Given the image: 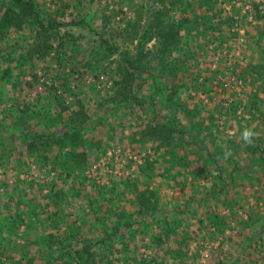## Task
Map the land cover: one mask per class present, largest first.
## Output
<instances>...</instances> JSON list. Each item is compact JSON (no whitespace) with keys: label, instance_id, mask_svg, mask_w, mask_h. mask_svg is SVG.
Instances as JSON below:
<instances>
[{"label":"rangeland","instance_id":"1","mask_svg":"<svg viewBox=\"0 0 264 264\" xmlns=\"http://www.w3.org/2000/svg\"><path fill=\"white\" fill-rule=\"evenodd\" d=\"M34 1L45 20L57 14L59 27L53 30L57 36L49 39L51 49L41 57L27 55L41 42L32 25L0 37V264H44L48 252L58 254L72 244L92 241L99 228L115 223H133L138 247L133 255L142 264H151L152 257V264H264V0H212L210 5L182 0L173 6L170 0ZM165 6L172 9L166 11ZM160 11L170 19L198 22L191 32L182 29L189 38L181 49L162 56L152 36L143 53L155 69L156 83L187 81V89L179 94L188 104V116L178 117L189 132L191 123L199 121V130L211 119L217 126L198 135L205 139L206 150L199 151L191 141L185 147L171 145L165 154L154 151L150 142L134 141V131L152 121L153 113L145 103L126 107L122 91H113L123 51L137 56L139 35L153 18L168 19ZM215 12L219 15L212 18ZM80 17L83 24H75ZM226 17L233 19L230 25ZM204 19L214 27L204 30ZM105 43L117 47V52L110 54ZM6 44L14 47L12 54L2 50ZM163 57L165 62L178 59L177 78L161 76ZM6 67L12 70L8 82L2 79L7 78ZM149 78L138 81L143 80L130 95H150ZM65 81L75 95L65 94ZM53 82L62 95L61 106L76 111L78 99L89 116L88 162L64 179L58 173L61 166L53 161L56 145L48 151L51 163L37 164L18 141V131H11L16 136L12 146L2 127L23 105L27 107L23 126L29 133L67 129L69 113L60 111L59 97L50 89ZM252 94L262 99L254 100L257 114L250 109ZM238 124L258 133L260 151L234 152L230 147L227 159L224 151L215 162L203 159L225 146ZM66 149L62 147L63 152ZM171 150L188 156L174 162ZM60 156L61 163L65 156L62 152ZM145 157L157 161L149 174L142 175L138 165ZM144 186L156 192L157 211L140 207L137 194ZM51 189L61 192L59 206L49 200ZM162 219L167 227L159 223ZM171 228L174 233L160 247L151 242ZM75 231V238L68 236ZM114 236L118 242L119 234ZM118 248L97 245L94 250L116 261Z\"/></svg>","mask_w":264,"mask_h":264},{"label":"trees","instance_id":"2","mask_svg":"<svg viewBox=\"0 0 264 264\" xmlns=\"http://www.w3.org/2000/svg\"><path fill=\"white\" fill-rule=\"evenodd\" d=\"M199 1L200 5L205 3H208L209 5L213 4L212 0ZM181 2L182 0H170L168 1V4L173 6L176 5V3ZM165 8L166 11L172 9V7L169 9V6H165ZM166 11H160V13H163L167 16L168 19L166 21L161 17H154L146 27V31L139 35V50L137 52V56H130L131 54L129 52L123 51L122 57L124 63L122 68H120L119 72L117 73L120 79L114 80L113 82V91L116 94H119L120 90L122 91L120 98L122 102L126 104V107L131 108L135 105L141 106L145 103L147 105V109L151 110L153 113L152 121L145 123L142 127H139L137 131H134L136 136L133 138L134 141L143 143L150 142L151 148L154 149V151L162 150L165 154L167 152V148H169L171 145H173L172 147H175L176 145L185 147L186 144H189L192 141L194 143L192 146L198 148L199 151H201L204 150L206 145L205 139L199 140V136L201 137V135H205V131H209L211 128H216L217 126L213 125V120L211 119L209 122L210 125H208L209 127L204 126L201 130H199V126L202 125L201 121H199L196 123H191L192 126L190 127V130L193 129V131L189 132L187 126L184 127L180 123V119L178 117V114L188 116V104L180 100L179 94L182 88H184V90L187 89V81L177 80L168 84L166 79H163L159 84L156 83L154 81L156 74L153 75V71H155V69L152 67L151 63L145 60L146 55L143 53L145 42L152 36L156 37L159 47L158 50L162 56H165V54L173 49H181V44L185 41L186 42L184 44H188L187 39L189 37L187 34H185V32L182 33V29H186V31L191 32L195 28L194 24H198V22H196L197 20L192 21L190 18L177 20L173 17L170 19ZM217 12L212 14V18L219 15ZM56 15L57 14L48 19L46 18V20L45 18H42L40 15V10L34 0H0V37H5L10 32L17 33L25 25H32L36 31V38L41 42L36 48L33 47V49H29L27 55H30V58H32V55L34 54H36L37 57H41L44 55V52L51 49V43H49V39L51 37L53 38L54 36H57V32L53 31L59 27V22L55 19ZM204 20L205 24L202 25L204 30L214 27V25L208 19ZM226 21L228 22L226 25H230L233 22V19L231 17H226ZM74 23L83 24V19L80 17L79 21H74ZM182 37L185 38L184 41H182ZM105 44V47L110 54L117 52V47L109 45L108 43ZM2 50L9 54H12L15 51L14 47L10 44L4 45ZM18 56L21 57L20 53ZM177 62L178 59L174 61L166 60L165 62L164 57L161 58L159 62L160 71L163 72L161 76L163 77V74H166L170 75L172 78H177ZM87 64L89 65V62H87ZM171 70H173V73L166 72ZM3 71H5V74H7L5 75V77H7L10 76L12 70H10L9 67H6L3 69ZM147 77H150L149 79L151 80V83L148 87V91L151 92V94L148 95V93L143 94L140 92L135 96L130 95L131 90H134L135 88L138 90L143 80L141 82L138 81H140L142 78L146 79ZM2 79L8 82L10 78L7 77ZM54 84L55 82H53V85L50 86V89H52L54 91L53 93L59 97L57 104L61 106V104H63L61 102L62 95L58 93L57 86ZM63 91L65 94L75 95L74 91L67 85L66 81L64 83ZM252 95L254 99L252 100L250 109L253 110V114H257L256 112L259 109L257 107V103L254 102V100H259L261 98L258 97L259 95L257 94ZM76 101V111H72L69 109V107L67 108L64 105L60 107L61 112L67 111L69 113L66 116V123L69 125L67 129L62 131L56 130L57 133L55 131L37 135L33 133L31 134L27 129H24L25 127L23 125L26 118L24 113L26 112L27 107L23 105L19 106L16 110V113L10 116V120L2 125V127H4V129L8 132V137L10 138L9 143L13 146V141H15L16 136L11 131L17 130L19 133L18 141L25 144L27 155L31 156L33 162L41 165L51 163L50 154L48 151L53 145H56V152L52 154L54 156L53 161L57 165L61 166L58 168V173L61 172L63 174V179L70 177L74 170L79 171L83 169L88 162L86 150L89 144H91L90 139L86 137V132L89 129V116L86 114V108L83 106L80 100L76 99ZM126 101H128V103H126ZM59 117H57V119ZM246 125L247 124H238V131L235 133V136L225 142V147L229 149L231 147L232 151L234 152L239 148H244V150L248 153H256L260 151V145L258 141L259 137H255L254 143L251 146H246L240 139L242 131L247 127ZM25 138L29 139L25 141ZM64 146H66L67 149L63 152L62 147ZM220 148L221 149H213L212 152H208L203 159H211L213 162L217 161V157L220 158L224 151L223 147ZM206 149L208 148H205V150ZM60 152H62V155L65 156L64 161L61 163L60 160L62 159H60ZM170 155L174 162L177 161V157L185 161L188 156L187 154H181L178 156L177 153L172 150ZM214 156H216V158H214ZM163 158L164 157L161 156L159 162L162 163ZM154 161L157 160L154 159ZM154 161L148 159V157L143 159L142 164L138 165L142 175L149 174V171L155 168ZM164 161L166 162L165 159ZM236 169L237 168H233V171ZM165 171L166 173L168 172L164 169V172ZM128 180L130 181V179ZM50 192L51 193L48 194L50 202L53 206H59L58 199L62 196L61 192L59 193L53 189H51ZM137 195V200L140 203V207L145 209L146 212L158 210L156 192L153 189H150L149 186L142 187V189L138 190ZM19 216L20 215L18 214V217ZM215 217H213V219ZM139 221L142 220L139 219ZM139 221L137 222V225H139ZM159 223L161 225L164 224L165 227H167L169 224L164 219L159 221ZM133 227V223H115L113 227H101L98 229L97 234L92 239V241H82L81 243L75 242L77 245L72 244V248L70 250H66L58 254H54L52 251H50L51 253L48 252V258L44 264H58V262H60V264H142V261L133 255L134 251L138 248L134 244L135 237L133 232L135 228ZM116 233L119 234L118 242L114 241V235ZM173 233V228L167 229L164 231L163 235L158 233L155 235V237H152L151 242L153 244H157V246L160 247L159 245H162L164 241L169 238V235ZM77 234L78 231H75L73 234L68 236H73L75 238ZM164 238L166 240H164ZM115 244L118 246L120 245V248L117 249L118 257H116V261L109 257L111 256L110 254L105 252L96 253L94 250V247L97 245L100 247L107 245V248H110ZM179 247H181V245ZM176 253L180 252L177 251ZM136 260L139 261L136 263ZM150 261L151 264L155 262L153 257Z\"/></svg>","mask_w":264,"mask_h":264},{"label":"clouds","instance_id":"3","mask_svg":"<svg viewBox=\"0 0 264 264\" xmlns=\"http://www.w3.org/2000/svg\"><path fill=\"white\" fill-rule=\"evenodd\" d=\"M258 135L252 128L246 127L241 133L240 139L244 142L246 146H251L254 143L255 137ZM224 148V159H227L231 156V151L225 146H222Z\"/></svg>","mask_w":264,"mask_h":264}]
</instances>
